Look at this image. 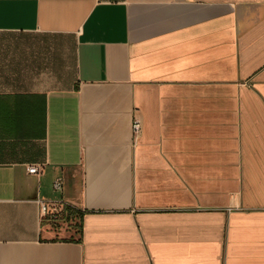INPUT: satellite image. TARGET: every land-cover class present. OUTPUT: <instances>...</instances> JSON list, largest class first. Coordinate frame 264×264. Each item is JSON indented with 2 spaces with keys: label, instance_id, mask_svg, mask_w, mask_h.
<instances>
[{
  "label": "crops",
  "instance_id": "crops-1",
  "mask_svg": "<svg viewBox=\"0 0 264 264\" xmlns=\"http://www.w3.org/2000/svg\"><path fill=\"white\" fill-rule=\"evenodd\" d=\"M0 264H264V0H0Z\"/></svg>",
  "mask_w": 264,
  "mask_h": 264
},
{
  "label": "built area",
  "instance_id": "built-area-1",
  "mask_svg": "<svg viewBox=\"0 0 264 264\" xmlns=\"http://www.w3.org/2000/svg\"><path fill=\"white\" fill-rule=\"evenodd\" d=\"M141 130V123L138 122L137 120H135L133 122V132L134 133H138L139 131ZM28 172L30 174H38L39 173V170L37 167L35 166H32L31 168H29ZM54 188L56 190H60L61 189V182H56L54 184ZM41 212L43 215H46L47 213H49V208L48 206L44 205V204H41Z\"/></svg>",
  "mask_w": 264,
  "mask_h": 264
},
{
  "label": "rangeland",
  "instance_id": "rangeland-1",
  "mask_svg": "<svg viewBox=\"0 0 264 264\" xmlns=\"http://www.w3.org/2000/svg\"><path fill=\"white\" fill-rule=\"evenodd\" d=\"M62 226H63L64 229L68 228V227H70V229L73 228L72 230H69V233L67 235H65V238L69 239L70 237H76L77 236L76 233H75L77 231V222H76L75 219H74V224L73 225H72L71 222H68V224L65 223Z\"/></svg>",
  "mask_w": 264,
  "mask_h": 264
},
{
  "label": "trees",
  "instance_id": "trees-1",
  "mask_svg": "<svg viewBox=\"0 0 264 264\" xmlns=\"http://www.w3.org/2000/svg\"><path fill=\"white\" fill-rule=\"evenodd\" d=\"M71 216H72V214L69 212V214H68V217H67V219H68V221H70V219H71ZM77 217V216H76ZM76 217H74V219L76 218ZM76 234H78V235H81V221L79 220V222L77 223V231H76ZM80 239V238H79Z\"/></svg>",
  "mask_w": 264,
  "mask_h": 264
}]
</instances>
